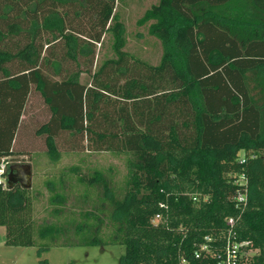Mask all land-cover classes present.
Listing matches in <instances>:
<instances>
[{"label":"trees","instance_id":"trees-1","mask_svg":"<svg viewBox=\"0 0 264 264\" xmlns=\"http://www.w3.org/2000/svg\"><path fill=\"white\" fill-rule=\"evenodd\" d=\"M116 2L0 0V166L34 89L51 112L37 134L52 164L68 133L124 155L127 169L118 192L99 170L88 183L73 177L78 167L64 170L46 183L58 222L36 226L37 197L8 184L7 166L6 245L32 247L36 236L49 240L42 250L103 243L97 216L61 215L66 184L89 194L90 183L103 182L114 223L105 234L124 246L120 264H223L229 242L251 244L239 257L257 251L238 264H264V0H157L137 25L163 45L158 65L124 51ZM108 33L117 58L93 71Z\"/></svg>","mask_w":264,"mask_h":264},{"label":"rangeland","instance_id":"rangeland-1","mask_svg":"<svg viewBox=\"0 0 264 264\" xmlns=\"http://www.w3.org/2000/svg\"><path fill=\"white\" fill-rule=\"evenodd\" d=\"M156 1L117 0L116 2V13L125 26L124 51L151 65L160 63L163 45L155 37L150 36L148 26L139 27L137 21ZM113 44L114 37L111 33L105 35L102 42L97 44L95 63L91 67L93 71L97 70L106 60L117 58ZM68 63L69 67L75 70V62L69 60L65 65ZM89 80L87 75L81 78L85 84H88ZM50 116L49 108L40 94L33 89L22 116V123L13 146V155L5 160L7 166L30 165L32 168V187L29 190L33 197H37L34 214L36 226L45 222H58L53 214L56 206L50 204V192L46 183L58 178L64 170L78 167L73 177H79L85 183L91 182L99 170L103 173L102 178L117 192L124 187L127 175L124 155L93 151L86 139L78 136L73 138L68 133H63L57 138L62 158L59 163L52 164L46 156V137L37 134L38 129L50 120ZM1 179L6 184L7 178ZM66 190L68 201L65 212L61 215L73 213L72 219L76 223L86 221L85 217L91 214L92 218L97 216L99 220H102L100 230L104 235L101 234L100 237L103 243H91L90 240L96 236L86 232L85 236L90 242L74 246L50 245L42 250L49 244V240L42 241L38 236L32 247L8 246L6 245V230L0 227V264H120L125 248L120 244L110 242L111 237L108 233L105 234L106 231L112 230L114 223L110 218L112 207L108 202H104L103 182L90 183L89 194H84L83 189L71 191L69 184H66ZM157 223H159L158 220ZM72 230L75 231L74 228ZM256 253L255 249H247L244 254H241V259L248 261L249 257Z\"/></svg>","mask_w":264,"mask_h":264},{"label":"built area","instance_id":"built-area-1","mask_svg":"<svg viewBox=\"0 0 264 264\" xmlns=\"http://www.w3.org/2000/svg\"><path fill=\"white\" fill-rule=\"evenodd\" d=\"M4 163L5 162H3L2 165L0 166V184L3 183L1 178H3V174H4V172H5L6 168H7L6 163H5V165H4ZM243 199H244V196L243 195H239V200L242 201ZM157 220L160 221L161 220V216L158 215L156 217V219H155L156 223H157ZM228 223L231 226H233V224H234L232 219L228 220ZM246 246H248L247 243H242V244L238 245L237 243L229 242L227 247H226V258L224 259L223 264H238V261L242 260L241 256L239 257V254H238L239 248L246 247ZM202 249L206 250L207 247L204 246Z\"/></svg>","mask_w":264,"mask_h":264},{"label":"water","instance_id":"water-1","mask_svg":"<svg viewBox=\"0 0 264 264\" xmlns=\"http://www.w3.org/2000/svg\"><path fill=\"white\" fill-rule=\"evenodd\" d=\"M10 176L8 178V184L12 187L16 183H20L24 189H30L32 187V168L30 165H15L10 167ZM13 171L17 172V175L13 174Z\"/></svg>","mask_w":264,"mask_h":264},{"label":"flooded vegetation","instance_id":"flooded-vegetation-1","mask_svg":"<svg viewBox=\"0 0 264 264\" xmlns=\"http://www.w3.org/2000/svg\"><path fill=\"white\" fill-rule=\"evenodd\" d=\"M11 171H9V173H10ZM12 173V172H11ZM11 175H17V172L16 171H13V174H11ZM20 184V183H19Z\"/></svg>","mask_w":264,"mask_h":264}]
</instances>
